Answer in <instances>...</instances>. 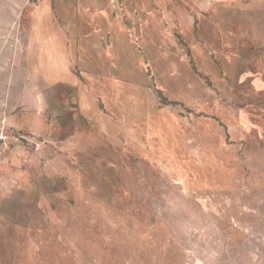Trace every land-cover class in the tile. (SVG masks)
<instances>
[{"label":"rangeland","instance_id":"obj_1","mask_svg":"<svg viewBox=\"0 0 264 264\" xmlns=\"http://www.w3.org/2000/svg\"><path fill=\"white\" fill-rule=\"evenodd\" d=\"M0 98V264H264V0H0Z\"/></svg>","mask_w":264,"mask_h":264},{"label":"crops","instance_id":"obj_2","mask_svg":"<svg viewBox=\"0 0 264 264\" xmlns=\"http://www.w3.org/2000/svg\"><path fill=\"white\" fill-rule=\"evenodd\" d=\"M14 108H15L14 104L10 108L9 104L6 105V102L4 100H2V98H0V118H2V116H3V119H4L5 123L8 121L9 111L11 109H14ZM4 116H5V118H4Z\"/></svg>","mask_w":264,"mask_h":264}]
</instances>
